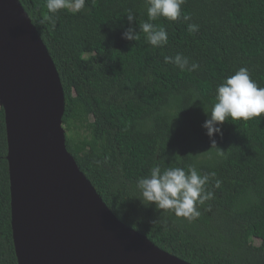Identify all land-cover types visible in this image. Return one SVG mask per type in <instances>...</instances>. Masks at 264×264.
I'll return each mask as SVG.
<instances>
[{"label": "trees", "instance_id": "16d2710c", "mask_svg": "<svg viewBox=\"0 0 264 264\" xmlns=\"http://www.w3.org/2000/svg\"><path fill=\"white\" fill-rule=\"evenodd\" d=\"M20 1L63 83L67 148L116 216L191 264H264V114L226 120L217 146L201 126L217 86L239 68L264 87V0H185L175 21H149L147 0H85L77 13H50L47 0ZM144 22L164 27L168 43L152 46L140 31ZM129 27L137 40L123 39ZM177 54L199 68L165 62ZM7 155L2 107L0 264H19ZM155 165L215 173L199 217L189 221L142 201L137 180Z\"/></svg>", "mask_w": 264, "mask_h": 264}, {"label": "water", "instance_id": "95a60500", "mask_svg": "<svg viewBox=\"0 0 264 264\" xmlns=\"http://www.w3.org/2000/svg\"><path fill=\"white\" fill-rule=\"evenodd\" d=\"M0 104L19 264H191L119 219L69 152L63 83L20 0H0Z\"/></svg>", "mask_w": 264, "mask_h": 264}, {"label": "clouds", "instance_id": "9594fccd", "mask_svg": "<svg viewBox=\"0 0 264 264\" xmlns=\"http://www.w3.org/2000/svg\"><path fill=\"white\" fill-rule=\"evenodd\" d=\"M184 3L185 0H147L148 19L153 21L164 17L175 21L181 18V6ZM84 7L85 0H47V9L50 13H56L61 9L77 13ZM183 19L187 21L190 17L185 15ZM127 20L130 24L135 21V15L131 10ZM140 31L146 34L147 41L154 47L168 43L167 31L162 26L157 27L150 22H144L140 25ZM188 31H198V25L188 24ZM122 37L132 41L138 39V34L135 28L129 27L122 33ZM164 59L166 63H175L182 71L185 69L194 71L199 68L197 63L189 66L188 59L181 54L175 57L166 56ZM206 113L207 118L201 126L206 129L212 146H217L214 136L223 135L221 126L226 120L231 118V121H247L264 114V87H259L250 77L248 69L241 67L217 86L215 103L211 111ZM223 155V150L217 152V156ZM211 176H215V173L201 175L194 166H189L186 171L182 167L162 170L159 165H155L150 169L148 176L138 178L137 187L142 201L154 203L157 209L172 210L177 216L192 221L201 214L197 205L203 204L212 196V193L205 190Z\"/></svg>", "mask_w": 264, "mask_h": 264}, {"label": "built area", "instance_id": "2783aa9c", "mask_svg": "<svg viewBox=\"0 0 264 264\" xmlns=\"http://www.w3.org/2000/svg\"><path fill=\"white\" fill-rule=\"evenodd\" d=\"M0 108H2V105L0 104Z\"/></svg>", "mask_w": 264, "mask_h": 264}]
</instances>
